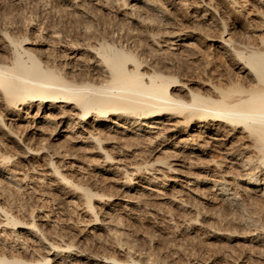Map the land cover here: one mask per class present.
Here are the masks:
<instances>
[{
    "label": "bare ground",
    "instance_id": "obj_1",
    "mask_svg": "<svg viewBox=\"0 0 264 264\" xmlns=\"http://www.w3.org/2000/svg\"><path fill=\"white\" fill-rule=\"evenodd\" d=\"M111 1L117 2L118 0ZM157 1L158 0H120L122 3L121 6H123V10H125L123 11L124 14L123 12L121 14L126 16V18L128 17L129 21L136 23L140 27H144L145 29L149 28L147 32H144L147 33V38L152 41L153 45L156 46V48L159 47V49H154L151 46L152 43L149 45L146 40V42H144L143 39L139 37L141 34L137 31L138 29L126 24L124 25V23L122 26L117 24L121 27L119 29L120 31H122V29H124L122 31L123 33L125 31L124 34H121L119 31L118 35L121 34L122 36L120 35L121 37L118 38L123 41H128V43L131 39L132 43L130 42L128 44L126 42V45L124 44L125 42L119 43L117 38L115 40L116 36H114L113 30H111L113 31L111 35H113L114 38L111 39L110 37L112 36L108 35L110 39L107 37L106 39L104 35L110 34L108 31L107 33L105 32L106 34L104 33V35V31H101L102 33H100V35H95V32L91 30V25H89V23L84 24L82 29L83 32L95 35L94 38H91L94 42L90 43L88 40V42L85 40L87 43L79 42L80 44L77 45H81L79 48L83 51L81 55L77 52L74 53L75 51L72 52V46V48L68 50V56H70L68 58L71 59L70 62H75V65L83 67L80 68L86 71V73L84 71L81 72V70H79L80 72H75L74 69L76 67L72 65V63L70 64V62L60 63L61 60L59 63L55 64L54 62L56 59H53L54 61L50 60L49 56L48 58L46 57L45 60H42L39 56H36L37 54H32L29 51L30 49L28 50V48L23 45V39L13 37L7 32L3 33V38L8 42L10 49L9 53H7V58H0V107L2 106L4 112H6V115H9L10 119L5 122L2 111V115L0 114V130H4L7 135L13 133L21 134V132H17L18 130L14 132L15 129L21 128L22 126L16 124V128L12 123V119L18 122L23 121L22 108L28 110L29 108L35 107L36 111L33 112V117L31 116L32 119L30 121L28 119L30 123L26 121V124H28L26 128L29 126L31 130L28 140L34 139V142L28 143L27 139V143L23 142L24 144L21 148L25 156L20 154L21 157L23 159L26 155L45 157L46 161H44L48 168L46 170L50 171H48L51 173L50 177H53L56 183L59 184L57 185L59 187L58 193L61 194V196L64 195L66 198V195H68V197H73L75 193L79 192V197H82L84 203L85 214H88L89 217L95 221L99 220L100 222L101 218H98L96 210L94 209V201H103V204L109 205L110 203L108 204L107 201L110 199L111 195H109V193L105 194L106 192H97L96 190L99 189L96 187L97 185L95 186L97 179L93 181L90 177L86 178L83 174L85 173L83 169L84 166H80L81 164H73L76 161H80V159L78 160L76 157L78 153L75 154V145L78 146L82 144V146H89L87 147L89 151H87L88 149L85 150L92 156V159H87L88 164H85L88 168L92 165L94 169H99L98 171H102V173L111 175L120 174L119 179H121V181L119 185L121 190L127 192L126 194L130 192L133 195L135 194V198L132 200L136 199V201L141 204L143 202V205L146 202L145 196L148 193L155 195L157 200L166 199L177 203L179 207L183 205L182 202L186 204V200L183 201V198L179 199V194L176 195V190L179 188L173 189L176 191L175 193L167 194L170 191H166L167 193L165 192V188L169 185L167 180L175 175L177 165L180 166L184 164L185 166L186 161L184 160L186 159L184 157H186V155L193 157L195 155L202 156L204 154L208 158H206V160L204 159V161H202L201 158V162L200 160L197 162V159V163H193V165L195 164L196 168L203 171V174L207 176V180L204 178L206 181L203 182L206 191L210 189L218 199L220 198L219 200L230 203V206L232 203H236V208L244 207L241 206L238 201V194L250 198L252 197L251 194H255V196L258 197V203L259 198L264 199V35L260 37L261 47L254 48L250 45V47L244 45L241 47L238 46V42H233L234 40H232L230 36L225 37L224 34L227 32V29L223 26L219 35H217V41L220 43L218 45L225 49V56L231 57L233 61L231 65L237 68V71L245 73L243 75H235L234 73L233 75L225 76L221 81H219L218 78V81H214L215 79H211L212 77H207L202 84V89L198 88V90H196L187 88L186 96H183L184 94L181 95L177 92L179 88L176 86L183 87L185 84H183L176 75L165 70L168 63L173 66H180L178 60L175 59V54L182 53V51L181 49L178 50V52L174 51L179 47H174L172 45L179 39L178 37L183 32H175L176 35L172 33L173 38L171 36L169 39L167 38V40L163 39L160 42L158 41L157 35L161 32V29H158L159 24L156 26L158 23L156 21L158 19L155 20V16L154 18L151 17L152 19L150 16H148V18L147 14L145 13V15L143 13V11H148L149 14L152 12V14L154 13L158 17L164 16V12L161 8L162 5L160 6ZM262 2H264V0ZM103 4H105V2ZM116 5L117 4H115V6ZM259 12L263 13V11L260 10ZM81 15L85 17L84 12ZM0 18L2 19L1 16ZM263 20L264 19H262V21ZM113 22L114 21H112V23ZM117 28L115 31H118ZM168 32L170 31H167V33ZM168 36L169 35H167V37ZM161 42L163 45L160 44ZM179 44L182 45V43ZM69 45L68 47H64L68 49ZM187 53L191 54L192 52ZM83 54H85L84 56L86 58L82 56ZM178 55L180 56V54ZM23 128H25V126L22 127L21 130H23ZM236 134L239 135L237 136ZM18 138L20 141L21 136L19 137L18 135L17 139ZM10 139L11 138H9V140ZM212 147L218 148L221 151V155L242 172H238L240 174L238 178L234 179L232 178L233 176L231 177L234 183L235 181L238 183L236 187L234 185V187L232 186L230 178L229 180L227 179L228 176L232 175V172L230 175L229 170H220L219 167L222 166L220 165L222 163H219L220 161L208 155L207 151L212 150ZM82 148L84 147H81L80 151H82ZM79 149L80 146L78 147V150ZM81 153H83V151ZM84 153L86 154V152ZM13 156H15L14 153H2L0 151V193L4 192V195L5 192H7V187H10V189L13 188L15 191L23 189L22 184L25 183V178L27 176L26 172L25 174L23 173L21 177H17L15 173L18 171L10 167L14 161ZM178 156L182 157L180 160L181 164H179L180 162L177 164L173 163L172 161ZM86 157L85 155V158ZM93 157H97L100 162L97 160L95 161L96 158L93 160ZM190 159L192 158H189L188 162H190ZM63 160L68 161L61 166L60 162ZM191 161L193 162L194 160ZM67 163L68 168L69 166H73L70 172L64 169V164L67 165ZM174 165H176V168ZM32 166L34 167V165ZM229 167L230 165H228V168ZM236 168H234V170ZM89 172H91V170ZM197 172L198 171H196V173ZM237 174L235 176H237ZM187 175L188 174H186V176ZM80 176L83 178L82 180ZM173 178L175 177L173 176ZM177 181L176 179V182ZM179 181H181V179ZM179 181L178 183L182 184ZM182 185H184V183ZM186 185H184L185 188ZM189 186L190 185H188V187ZM183 189L184 188H182V190ZM193 190L191 188L190 191L194 192ZM179 191H181V189ZM198 191H200V189ZM0 196L3 195L0 194ZM65 198L63 200H65ZM189 198L187 199L188 201ZM193 199L192 195V201ZM67 201H65V203H67ZM126 201L130 203V200ZM192 201L190 204L194 205ZM199 201H201L200 198ZM12 202L14 201L12 200ZM138 202L136 204H138ZM197 204H203V199L202 202ZM197 204H195V209L198 208ZM250 204L251 203H249V206H251ZM252 204L255 203L252 202ZM200 206L201 205H199V207ZM254 206L257 208L256 205ZM6 207L3 208L0 206V214L2 215L0 217H3V229L1 228L2 230L0 232H9V234L12 235L14 243L12 242V244H10L12 240L10 239V242L7 241L9 243L6 242L4 246L3 244L2 246L0 245V264H51V262L54 261H57L56 264H66V259L70 258L67 256L78 255L76 252L80 246L76 248L75 244L69 241V239L66 243L71 242L73 245L68 243L61 247V243L57 245L55 243L57 240H48V237L45 242L46 237H43L42 233L46 231L43 230V232L36 236L41 242L43 252H39L38 248L35 249V246V248L31 246L29 249L27 241L25 242L26 239L22 242L21 234H24V232L21 231H23L24 228L20 225V228L17 227V223L20 222L16 217L18 214L15 213L16 215H14L10 210L11 208H8L9 206ZM180 208L183 209L184 207ZM260 211L264 212L261 209ZM46 213L43 214L46 216ZM36 216L38 217V215ZM255 216L259 217L257 215ZM28 217V225L24 222L28 226H26L25 231L31 234L33 228L36 229L38 226L36 222L38 220H36L35 215L31 213ZM247 217L250 218L252 216ZM262 217L264 218V216ZM262 217L257 219L259 220ZM249 218L242 219L243 225H246L249 229L252 228L251 230L254 231V228H256V223H254L255 220L253 221ZM109 219L107 218V222H105L106 225H108ZM101 222L103 223L104 221ZM20 224L22 225V223ZM207 224L208 223L205 225ZM109 227L111 228V225ZM187 227L188 226L184 228L188 229ZM109 229L106 231V233L109 231L108 236H111L112 239L114 238L118 244L125 245V249L123 248V250L127 259L124 257L126 261L123 260V262H120L118 259H115L114 256L109 257L110 255H102L103 262H116V264H167L162 257L160 258L154 255L155 253L152 255L151 252L145 251L136 239L130 237L131 235L128 236L125 234L126 231L123 232L120 227L113 226L111 230ZM38 230L41 231V228ZM2 234H4V236L7 235L5 233ZM262 234L261 236L256 234L254 237L256 239L258 237L259 242L261 241L263 244L264 236H262ZM11 235H9V237ZM24 235L23 237L26 238V235ZM32 236H34V234ZM63 236L64 235H62V237ZM1 238L3 242L6 241L5 237ZM15 244L19 246H15ZM12 245H14V247ZM16 247L19 249L21 248L22 251L24 250L25 252H29V249L32 255L39 252V255L37 258L34 255V258L32 256V258L29 257L30 259L27 260L24 257L25 254L23 255L24 251L22 254H20L21 251H19L20 253H16L17 251L15 253L9 252L8 254L7 250L12 251ZM83 249H79V251ZM124 252L122 251V253ZM90 255H92V253ZM99 257H101V255Z\"/></svg>",
    "mask_w": 264,
    "mask_h": 264
},
{
    "label": "rangeland",
    "instance_id": "obj_2",
    "mask_svg": "<svg viewBox=\"0 0 264 264\" xmlns=\"http://www.w3.org/2000/svg\"><path fill=\"white\" fill-rule=\"evenodd\" d=\"M118 1L113 2L111 0H0V16L3 19L2 20L0 18V58L1 59L7 58L8 57L7 53H9V49H10L8 42L3 38L4 32L11 34L13 37H18L23 39L22 40L23 45L26 46L28 50L30 49L29 51L32 54L34 55L37 54L36 56H39L42 60L43 59L45 60L46 57L48 58V56L50 60L56 59L54 62L55 64L59 63L61 60L62 61L60 63L62 62L69 63L71 61V59L68 58L70 57L68 56V50L72 48V46L74 49L72 48L71 51L72 52L75 51L74 53L77 52L79 55H81L83 51L79 48L81 45L80 46L78 45L82 42L87 43L88 41L90 43H93L94 40L91 38H94L95 35H100V33H102L103 31H104L103 35L105 32L107 33V31L108 33H110L107 34L106 36L104 35L105 38L107 37L108 39L110 38L113 39L114 36H116L115 40L117 38V41L119 43L125 42L124 44L126 45L128 41H123L122 39L118 38L122 36L121 34L125 33V31L124 33L122 32L124 29L120 31L119 29L121 27L118 26V25L122 26L123 23L124 25L126 24L128 26L135 27L136 29H138L137 31L139 32V34H141V36L139 37L143 39L144 42L147 41V43L151 45L150 43H152V41H150L147 38V33H146L149 28L145 29L143 27L144 28L143 29L136 23L129 21L128 17L126 18V16L122 15L121 13L125 10H123V6H121L122 3L120 2V0ZM262 1L261 0H158L157 1L158 4L160 6L162 5L161 8L164 12V16L158 17L154 13L153 15L152 12H150L151 14H149L148 11L147 12L143 11L144 14L145 13L147 14V17L150 16V18L151 17L154 18L155 16V20L158 19L156 21L158 22L156 26L159 24L158 29L159 30L161 29L160 30L161 32H159L157 35V39L159 42L162 41L163 39L164 40H167V38L169 39V37L173 35L172 33L175 32L184 33V34L182 33L183 35L180 34V36L178 37L179 39L176 40L175 41L176 43L174 42V44L172 45L174 47H179L174 51L178 52V50L181 49L183 53L182 54L180 52L175 54L176 56L175 59L178 60L180 66L177 67L170 65L168 63L166 65L167 68L165 67L166 71L176 75L181 80V82L185 84L184 85L185 87L176 86L177 88H179L177 90L178 93H180L181 95L184 94L183 96H186L187 88L196 89V90H198V88L202 89L203 87L202 84L207 79V77L208 78L212 77L211 79L213 80L215 79L214 81H218V80L221 81V79L225 78V76L233 75L234 73L235 75H241V74L243 75L245 73V72L237 71L238 69L234 68L231 65V62L233 61L231 60L230 56L227 55L225 56L224 54L225 49L218 45L220 43L217 41V35H219L220 31L224 26L227 29L226 30L227 32L224 34L225 37L230 36L231 39L234 40L233 42L236 43L238 42L237 43L239 44L238 46L243 47L244 45L248 47L251 46L254 48L261 47L262 44L260 43L261 42L260 37L264 35V22H263L264 20L262 21V19H264V15H263L264 2ZM104 2L106 5L103 4ZM114 3L117 5L115 6ZM259 10L263 11V13L259 12ZM83 12L85 17L81 15L83 14ZM155 20L153 19L154 22ZM112 21L114 22L112 23ZM86 23H89V25H91L92 28L91 30L95 32L94 33L95 35H90L87 32H83L82 29L84 24ZM116 28L118 31H115ZM111 30H113L114 32ZM119 31L121 32V34L118 35ZM167 31L170 32L167 33ZM112 32L114 33V36L111 35L113 34ZM108 35H111L112 37L109 36L110 37L109 38ZM167 35L169 36L167 37ZM85 40L88 41L86 42ZM130 42L131 39L129 43ZM179 43H182L183 46ZM160 44L163 45L162 42ZM68 45L69 48L68 49L65 48L68 47ZM151 46L154 49L157 48L159 49V47L156 48V46H154L153 43ZM187 52L189 53L192 52V53L188 54ZM178 54H180L181 57ZM84 55L85 54H83L82 56ZM71 63L76 67V68L73 67L75 68L74 69L75 72H80L79 70H81V72L84 71L83 69H81L83 67L75 65V62L74 63L70 62V64ZM84 72L86 73V71ZM25 109L26 108H22L23 110L22 116L24 117L23 121L18 122L17 120L12 119V123L15 125V127L16 124H20V126L22 127L25 126L23 130L25 129L26 131L21 130L22 127L18 129L14 128L15 129V130L13 129L14 132L18 130L17 132H21V134L13 133L14 135L13 134L7 135L5 134L4 130H0L1 131L0 151L2 153L9 152L11 154L13 153L15 154V156H13L14 164L12 163L13 166L12 165L9 166L12 167L15 171H18L16 173L14 172L15 174H17V177H21L23 173L25 174L27 172L25 183L22 184L23 189H20L21 191L20 190L15 191L13 188L10 189V187H7L6 188L7 192H5V195L4 192L0 193L1 195H3L0 196V206H2L3 208L9 206L8 208H11L10 210L14 215L18 214L16 215V217L20 222L17 223V227L20 228L19 227L20 225L22 228H24L23 231L21 232H24L26 236L24 234H21L22 242L26 239L25 242L27 241V245L29 246V249L32 246V248L35 247H36L35 249L38 248L39 252L41 253L43 252L41 247V242L37 239L38 237L36 238V236H38L41 232L46 231L45 233L44 232L42 233L43 237H46L45 242L47 241L46 240L47 237L49 238L48 240L53 241L55 239L58 241V242L55 241V243L57 245H60L61 243L60 246L62 247L63 245H67L69 243V242L66 243V241L69 239V241H72V243L75 244L76 248L80 246L78 247L76 252L78 255H70L67 256L70 258L68 259H66L67 257L65 258L66 264L67 262L68 264H91V263L116 264V262H103L102 255L105 256L110 255L109 257L114 256V258L118 259L120 262H123V260L126 261L125 259L127 258L123 250L125 245L118 244L114 238L112 239L111 236H108L109 231L106 233V231L110 228L109 226L111 225V228L109 230H111L113 226L120 227L121 230H123V232L126 231L125 234H127L128 236L131 235L130 237L136 239V241L141 245V247H143V249H145V251L147 250V252L149 253L151 252L152 255L155 253L154 255H157L160 258L162 257L163 259H165L164 261L167 264H264V243L262 244L261 241L259 242L258 237L257 239L254 237L256 234L260 236L262 233L264 234V230H263L264 218L262 217L264 216V212L260 211V209L264 211V199L259 198V203H258L257 200L258 197H256L255 194H251L252 197L254 198L256 197L255 200L252 197L251 198L246 197L245 195L242 194H240L241 195L240 196L238 194V198H239L238 201L240 202L241 206H244L246 209L244 207L236 208L237 206L236 203L234 204L232 203L230 206L229 205L230 203L226 201L223 202V200H219L220 198L218 199V197L215 196L210 189H207L206 191L203 182L207 180L206 178L207 176L203 174V171L197 169L195 164L193 165V163H197L201 158L202 161H204V159L206 160V158L208 157H206L205 154L202 156L195 155L196 157L195 156L189 157L186 155V157H184L186 159L184 160L186 161L185 166L184 164L180 166L174 165V167L176 166L178 169V170L176 169V173L175 175H173L175 178H173L172 176V178H169V180H167V183H169V185L165 188V192L170 191L169 193L166 192L167 194L175 193L176 191L178 192L181 189V191H179L178 193L176 192V195L179 194L178 195L179 199L183 198L182 199L183 201L186 200L185 201L186 204L182 202L183 205L180 206V207H184L182 209L179 207L177 203L171 202L169 200L166 199L165 200L160 199L161 201L159 199L157 200V198H155V195H153L152 193H148V194L146 193L148 196L145 194L147 196V197L145 196L146 202L144 200L143 201L145 202L146 205L145 204L143 205V202L142 204L139 203L138 201H136V199L132 200L133 198H135L134 197L135 194L133 195L131 192L126 194L127 192H124V190H121L120 188L119 185L121 181V179H119L120 174L111 175L107 173H102V171H98L99 169H94L92 165L89 166V168H91L89 169L88 166L85 165L88 161L87 159L90 158L92 159V156H90L89 152H87L89 151V149L87 148L89 146L87 145L82 146V144L78 145L79 143L77 144L78 146L75 145V150H76L75 154L78 153L76 157L78 160L80 159V161H76L73 164L74 165L81 164L80 166L82 167L84 166L83 169L85 170L84 171L85 173L83 174L84 176H86V178L90 177L92 178L91 180L93 181L97 179L95 183V186L97 185L96 187L99 188V189L95 188L97 189L96 190L97 192L99 193L106 192L105 194L109 193V195H111L110 199H108L107 201L108 204L110 203L109 205L103 204V201L101 202L94 201V207H95L94 209L96 210L98 218L99 219L101 218L100 220L104 221L102 223L101 221L99 222V220L96 221L93 220L91 217H89L88 214H85L86 212L84 211V203L82 197H79L80 196L79 192H77L78 194L75 193L76 196L74 195L73 197H68V195H66V198L64 195L61 196V194L58 193L59 187L57 185L59 184L56 183L53 177L52 178L50 177L51 176V173H49L50 171L46 170L48 168L45 162L46 161L45 157H41L38 155L37 156L26 155L24 159L21 157V155L25 156L21 148L23 144L27 143V141L28 143L34 142V139L28 140V138H30L29 133L31 132V130L29 129L30 128L29 126L28 128H26L28 125L26 124L27 123L26 121H28V119L29 121L32 119L33 117L32 115L34 114L33 112H35L36 109L35 107L29 108L28 110ZM2 111H3V115H2ZM0 114L4 117L5 122L8 119H10L9 115H6V112H4L2 106L0 107ZM29 121L28 123H30ZM18 135L19 137L21 136L20 138L21 145L19 138L17 139ZM236 135L238 136L239 134ZM9 138L11 139L9 140ZM79 146L80 149L78 150ZM81 147L86 148V149L82 148L83 153H81L82 151H80ZM212 148L213 149L208 150L207 153L208 155H211L213 159H216L220 161L219 163H222L220 164L222 166L219 167L220 170L222 169L229 170L230 175L232 172V175L228 176L227 179L229 180L230 178V181H232L233 180L232 178L234 179L238 178V175L240 176L238 172L240 173L242 172L239 169H237L234 165L230 164L228 160L221 155V151L218 148L216 147H212ZM84 152H86V154ZM85 155L87 156L86 158ZM187 157L192 158L190 159V162H188L189 158ZM95 158L93 157V160L95 159V161L97 160L100 162V160L97 157ZM181 158L182 157L178 156L172 162L176 164L180 162L179 164H181L180 161ZM191 160H194L195 162L194 161L192 162ZM67 161L68 160H63L62 162H60V165L62 166V164ZM18 163L21 165H19ZM65 164H64L65 167L64 169L67 171L69 170V172L72 171L71 169H73V166L72 167L69 166L68 168V163L67 165ZM32 165H34V167ZM228 165H230L229 167L230 169L228 168ZM234 168H236L235 169L236 171L234 170ZM90 170L91 172H89ZM196 171L198 172L196 173ZM19 172L22 174H20ZM185 173L188 175L186 176ZM236 174L237 176H235ZM182 177L184 179V182ZM188 178L190 181L188 180ZM80 179L82 180L83 178L80 176ZM176 179L178 181L181 179V181L179 182H181L182 184L184 183V185L187 184L186 188L188 189H186L184 185L178 183V181L176 182ZM97 181L100 183H98ZM231 184L232 186L234 185L235 187L236 185H238L236 181L235 183L232 181ZM188 185L190 186L188 187ZM55 186L56 188L57 187L58 188L56 189ZM192 186H195L198 189ZM190 187L192 188V190L194 188L193 190L194 192L190 191L191 190ZM182 188H184L185 190L184 189L182 190ZM173 189L174 190L177 189V190L174 191ZM199 189L200 191H198ZM192 195L194 198L193 201H192ZM64 198L65 200H63ZM188 198L190 202L187 200ZM199 198L201 201H199ZM202 199H203V204H197L202 202ZM12 200L14 202H12ZM126 200H130V203L129 201L127 202ZM65 201H67V203H65ZM191 201L192 203H194V205L190 204ZM247 201L251 203L250 204L251 206H249V203ZM137 202L139 205L136 204ZM252 202H254L255 204H252ZM1 203L4 205H2ZM187 203L190 204L191 206L188 205ZM175 204H177L178 206ZM195 204H197L198 207V208L196 207L197 209H195L196 206ZM199 205H201L202 207L200 206L201 207L200 208ZM254 205H256L257 208ZM16 206L18 209L16 208ZM238 209L240 210V212ZM247 209L248 211L251 210L249 211L250 214L248 213ZM252 209H256V210H252ZM245 210L247 211V213ZM30 213L35 215V219L38 220L36 221L38 228L37 227L36 229L33 228V232L31 233L32 235L34 234L35 237L32 236L31 234H28L29 233L28 231H25L26 226L28 225L27 222L29 220L28 216L30 215ZM43 213H46V216ZM251 213L254 215H252ZM258 213H261L262 215ZM36 215H38V217ZM255 215L262 218L258 220L257 218L259 217H256ZM0 216L2 215L0 214ZM247 216H252L256 219L252 217L249 218ZM107 218L108 219L110 218L107 223L108 225L105 224V222H107ZM243 218H249L253 221L255 220L254 223H256L255 226L256 228H254L255 229L254 231L251 230L252 228L249 229L246 225H243L242 222ZM0 220H1L0 221V231H1L3 229V217H0ZM110 220L113 221L111 222ZM24 222H26L27 225ZM20 223H22V225ZM206 223H208L207 224L208 226L205 225ZM185 225L188 226L187 227L188 229H185L186 228ZM40 228L41 231L38 230ZM34 232L36 233V235ZM2 233H5L7 235L4 236V234ZM8 234L9 232L6 231L0 232V238L1 237L6 238L5 242L2 241V238L0 239L1 246L2 244L4 246L7 241L10 242V239H12L10 242V244H12L13 242L12 235L9 234L11 235L10 238ZM263 234L262 236H264ZM23 235L26 238H24ZM62 235L64 236L62 237ZM27 238L29 241L27 240ZM30 239L32 242L30 241ZM59 239L62 240L60 241ZM72 243L70 242L69 244ZM114 244L117 246H115ZM12 246L14 247V245ZM15 246H19V245L15 244ZM15 249H13L14 252L13 250L12 251L7 249L6 250L8 251V254L9 252L15 253L16 251H17L16 253H20L19 251H21L20 254H22V252L24 251V250L22 251V249L21 248L19 249L18 247H16ZM29 249L28 251L31 252ZM39 249L42 251H40ZM79 249H83V250L79 251ZM122 251L124 253H122ZM29 252H25V251L23 252V255L25 254L24 257L27 260L32 258V256L33 258L35 256L37 258L39 255L38 254L39 252L33 255L32 252L31 253ZM89 253L90 254L92 253V255H90ZM93 254L94 255L97 254V255L94 256ZM100 255L101 257H99ZM88 259H90L91 261ZM56 262L57 261L51 262V264H56Z\"/></svg>",
    "mask_w": 264,
    "mask_h": 264
}]
</instances>
